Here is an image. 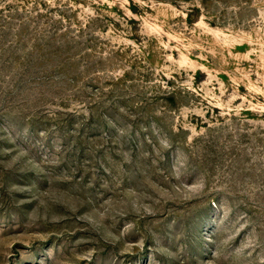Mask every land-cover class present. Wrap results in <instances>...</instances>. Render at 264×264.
Masks as SVG:
<instances>
[{"label":"rangeland","instance_id":"1","mask_svg":"<svg viewBox=\"0 0 264 264\" xmlns=\"http://www.w3.org/2000/svg\"><path fill=\"white\" fill-rule=\"evenodd\" d=\"M0 264H264V0H0Z\"/></svg>","mask_w":264,"mask_h":264}]
</instances>
